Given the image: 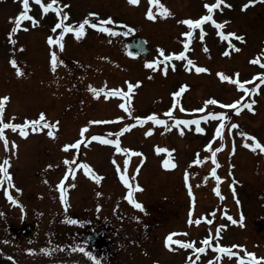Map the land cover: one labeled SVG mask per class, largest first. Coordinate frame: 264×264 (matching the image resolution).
Listing matches in <instances>:
<instances>
[{
	"label": "rangeland",
	"instance_id": "374dc122",
	"mask_svg": "<svg viewBox=\"0 0 264 264\" xmlns=\"http://www.w3.org/2000/svg\"><path fill=\"white\" fill-rule=\"evenodd\" d=\"M3 1V0H1ZM46 3L50 2V0H44ZM85 1V2H84ZM78 0V7L76 11L78 13H83L87 7H96L93 0ZM100 1V0H97ZM248 1V0H247ZM7 2H10V0H7ZM20 0L13 2V4L10 2L9 5L16 8L18 7ZM236 5L242 4L241 7L235 6L233 10L226 13L231 19L227 18L226 30L227 32H234L239 36L244 35V40L240 41L237 40L235 37H232L231 40H233V44L236 45L237 48L240 49V51H236L235 49H228L225 48V45H223L222 42L217 41L218 39L214 37L212 34V38L209 36H205V46L208 48V53L210 55H207L205 51L201 52L200 47H198L199 40H196V45L199 48V52L194 49L192 52V57H198L199 62H197V66L207 67L210 69L209 72L205 73H197L195 69L193 71H190V73L187 74V76L180 75L179 73L176 75L174 73L175 77H172V79L169 78L167 75L163 72V66H160L159 69H142L143 72H146V75H139L135 76L136 73L132 70L131 65L127 67L126 60H123L121 57L124 55L125 51L123 50V47L120 48H113L110 49V54H115L114 51H116V57L119 56L118 62H116L114 65V68H111L110 66L105 67L104 72H99L100 77L103 78L104 75H106V72L108 74L112 75L113 81L108 79V76L104 77V81L108 82V84L112 88H118L119 87H127V83L121 81L118 73L120 72L117 67L121 66V71L128 70L130 72L129 77L125 79V81L133 82L142 81V83L133 90V93L129 95V104L132 111V117L128 115L127 112L121 111L123 113V120L117 121L116 120V111L111 110L109 113L108 111L101 110L98 111H92L91 117H106V115L109 113L108 117L112 118L109 119V123L106 125H103L104 127L108 128L107 135L116 139V133L119 132L123 126L124 123L129 122L130 118L134 117H144L147 115H150L152 113H156L161 119H169L165 113L171 108L172 104L179 99V104L177 105V108L173 112V116L178 119H195L198 118L201 115H205L207 112L215 111H225L228 113L230 120L225 121V129H224V139L221 141L219 138L215 140V143L213 144V147L217 148L220 147L221 144H224V147L220 151L221 154H228V151L230 147L232 148L233 141H235L236 149L233 157H230L232 160V164H230L228 167L225 166L226 171H232L231 175L235 177V174L237 172L238 177L241 176L242 178L244 176H248L249 180H247L249 183H255L260 182L261 180H264V169H262V165L264 164V151H261L259 149L253 151L252 149H249L244 145V138L240 136V132L244 131L249 133L250 135H254L257 137V139L264 144V84H260L259 90L255 94H245L243 89H239L238 86L232 82L229 81H222L220 77L218 76V73L223 72L226 75H230L233 77V79L236 78V74L239 73V79L241 82L244 81H251V83L246 84V87L248 88H254L257 84H259V78L256 80H253V77L257 76L258 73L264 72V42H253V36L255 33H258L262 29V16L264 15V1L263 0H257V2L253 5H250L246 10L243 9V5L246 4L245 0H235ZM240 2V3H239ZM62 3V2H61ZM3 3H0V78L2 76V80L14 82L12 84L14 86V89L8 88V85L10 83H4V86L2 85V93H0V97H3L5 95L10 97V100L5 103V110H4V121L5 122H14L16 121H23L26 118L27 119H36L39 117V114L41 112L45 113L49 117L50 120L53 119L54 115L56 113H60L58 110L62 106L65 105V102L67 101V91H71L70 83L64 82V75L70 73L72 80L74 78V68L75 65L81 66L84 62V59H82L83 54L80 53V49L84 51L86 47L93 46L95 47V41H99L98 38L94 37L91 40L90 36L82 37L81 42L89 43L88 45H84L82 43V46L79 48L81 43L77 45L79 42L78 39L73 35H65L63 38L64 43V49L63 51L60 50L58 45H49L47 38L49 36L48 33H42V34H32V35H22V36H14V39L16 41L15 44H12L10 42V37H8V30H10L9 23L11 24L10 17H14L11 15L13 13L11 9V6L3 7L1 6ZM64 4V3H62ZM119 8H117L116 11L118 13L116 15H113L112 18L117 23H114L116 26H119L121 24H127L131 29L138 30L141 36H146L149 41V48L152 50V53H154V48L157 47V49L163 48L166 49L167 47L170 48V50H180L181 44L184 41L180 38L176 37L178 32L182 30V26L174 32H170L172 29H176L173 26L171 27L170 23L167 22H156L151 23L155 20H151L147 18L146 21L149 23H146L144 19H140L139 13L142 9L135 8V5L127 6L120 2H118ZM191 1L181 6V8H178L175 11L176 18H181V16H185L191 13L192 17L195 19V17L201 15V13H204L205 10L201 8V6L198 4V8H191ZM150 7V0L149 5L147 6V9ZM70 9L65 8L64 11L68 13ZM88 10V9H87ZM38 14L42 15L41 19H45L47 15H44L42 12V8H37ZM102 18H107L102 14L101 11H98ZM98 13V14H99ZM52 14V13H51ZM50 14V15H51ZM53 15V14H52ZM74 16L73 14H70ZM80 16V15H79ZM54 17V16H53ZM54 21L57 19L54 17ZM95 19V18H92ZM159 19V18H158ZM197 19V18H196ZM157 20V19H156ZM160 20V19H159ZM168 21H171L170 19H167ZM179 20H173L172 24L178 25ZM57 23V22H54ZM54 23H48L49 28H52ZM151 23V24H150ZM54 27V26H53ZM172 29H171V28ZM92 29V28H91ZM61 31V30H60ZM59 31V32H60ZM135 32V31H134ZM58 35V33H56ZM55 35V36H56ZM175 35V38L173 36ZM247 35V36H246ZM184 36V35H182ZM198 37V35L196 36ZM261 36H259L260 38ZM95 38V39H94ZM195 37H193L194 39ZM199 38V37H198ZM200 39V38H199ZM77 40V41H74ZM77 42V43H76ZM9 43V45H7ZM11 44V45H10ZM214 44H216L217 47ZM71 45V46H70ZM192 47V44H191ZM217 47V48H216ZM4 48V49H3ZM195 48V47H194ZM2 50L4 52H9L13 50V56H1ZM55 50L58 54V57L64 61L68 66H72V68L64 69V63L58 64V67L56 68V71H52L51 69V52ZM78 50V51H76ZM105 50V49H103ZM169 50V49H168ZM223 50H228L231 52V55L225 56L224 54L221 55ZM87 52L93 53L98 52L96 48L93 49V51L86 50ZM166 52V50H165ZM159 54V52H157ZM221 55V56H220ZM155 55H153L151 58H149L150 61L156 60L159 56H157L155 59H152ZM91 57V55H90ZM144 57V56H143ZM143 57L141 60H143ZM194 57V58H195ZM259 57L261 60V64L252 63L251 61L254 58ZM15 58L17 61V65L20 69L23 71V75H18L16 67H14L10 61L11 59ZM66 59V62L64 60ZM89 59V57H88ZM210 59V60H208ZM117 60V59H116ZM143 63V62H141ZM98 63L95 64L96 67H98ZM105 65V64H104ZM123 65L126 67L123 68ZM8 66V67H7ZM170 67V66H169ZM4 68V69H3ZM41 69V71H40ZM12 70L10 74L7 75V71ZM135 70V69H134ZM39 71V72H36ZM106 71V72H105ZM174 70L173 68L168 69V73H172ZM125 72V71H124ZM122 72V73H124ZM54 73V76H52ZM85 74L83 71L79 72ZM167 73V74H168ZM126 74L122 75L123 77ZM36 78L37 80V88L33 86V84L30 82V80H33V78ZM135 77V78H134ZM189 77V78H188ZM184 78H187V81L184 83H178V81H183ZM54 81V86L51 84H47L46 86L49 88V90L53 91V95L51 96L49 93H42L41 88L42 84L44 82H47L49 80ZM134 79V80H133ZM178 80V81H177ZM27 82L31 83L32 85L26 84ZM118 82V86H115V83ZM164 82V84H163ZM167 83H171L166 85ZM19 84L20 87L16 86ZM176 84L178 86H176ZM184 84L189 85V87L185 90L184 93H182L181 97L176 98L172 95V93L178 91ZM166 85V86H165ZM105 87V85H103ZM44 87V86H43ZM5 93V94H4ZM58 94L59 97H57L58 102L53 104L52 101H55V97ZM105 97V95H103ZM116 96H113L111 98L115 99ZM243 97V99H241ZM119 98V103L124 102L123 97H117ZM215 98L222 102V104H232L237 100H241V104L238 105V107H241V112L236 113L235 109H225L221 105H208L206 111L204 113L201 112H193V111H181L180 105L183 106V108L192 110V109H198L201 107H204L205 101ZM48 100L49 106L44 104V101ZM252 100H255L256 103L253 104L252 109H248L247 107H244L245 104L251 102ZM101 103V102H99ZM106 103V102H105ZM103 102V104H105ZM69 105V103H67ZM47 110H46V107ZM59 107V108H58ZM254 109V110H253ZM254 111L253 114H250L249 112ZM61 114V113H60ZM13 117L15 119L13 120ZM120 117V116H119ZM174 123L173 120L169 119V124L171 125ZM236 123L239 125V128L232 129L231 124ZM219 124V120H213L209 119L208 121H202L201 126L206 129L205 133H197L195 131V128L188 126H183L185 128L184 134H181L178 128H171L169 131H165V126L163 125H156L153 121H147L143 125H140L136 122L134 124V127L124 132L122 135H120L119 139L122 142L123 146L125 147L126 142L129 145H137L138 142L141 143H147L144 144L142 148H140L141 151L147 150V149H155L156 145L160 143V146H165L169 152H164L161 158L163 160L169 159L170 153H177L176 144L179 140H183L185 147H189V151L191 148H198V147H205L210 141L213 140V137L215 135V129ZM154 129L151 135H145V133L149 129ZM11 129H6V136L9 139V147L11 149V141H15L16 143L19 142L20 146L22 147L21 142L23 140L31 139L29 136L23 138L19 137L18 135H14L10 133ZM106 135V136H107ZM191 137H194V139H191ZM153 144V148H147L149 147V143ZM249 143H255V141H252L249 139ZM2 161L7 156V153L11 154L10 151H6L4 147V143L2 141ZM130 147V146H128ZM127 147V148H128ZM174 150V151H171ZM7 152V153H6ZM263 163V164H262ZM163 163L160 162L158 164V167L161 166ZM168 174H171V171H168ZM14 176L15 172H14ZM190 179L192 180L191 175H189ZM24 180V177H21ZM18 180H21L20 177ZM185 182V181H184ZM18 183V181H17ZM18 184H21L19 182ZM246 185H243L240 188V195L243 198V205L245 212L243 213L244 220L247 221V223L251 224L253 226L256 223V217L261 212L260 205L255 201L257 196V190L254 187H250L249 189L246 188ZM172 189H176V186L172 184ZM245 189L244 195L241 193ZM149 196L147 194L146 198ZM96 198H99V196H96ZM165 199L167 200L166 203H164L160 198V201L157 199H154V203H150V209L153 211L151 221L152 226L148 229L149 232L152 234L153 239V247L158 248L161 252L162 258L169 257L166 254L167 250L165 248H161L166 244V241H163L162 231L164 228H167L168 226H172V224H176L178 220L180 219V212L183 209V212L187 210V204L186 200H179L178 198L170 199L171 196H168L165 194ZM226 205L225 209L230 210L231 205L227 204L229 199L226 198ZM29 200V198H28ZM27 200V201H28ZM148 202V200H147ZM206 203L202 201H198L191 209V213L193 216L200 215L202 212L211 214V210L213 207L212 202ZM164 206V208H160L161 204ZM154 209V210H153ZM215 209V208H214ZM183 214V213H182ZM98 216H93L91 219V222H98ZM136 223L135 221H132L129 223ZM98 225V223H97ZM257 227V226H256ZM201 229L198 228V230H195V232H199ZM186 233V232H185ZM197 239V238H196ZM17 240L20 242V238L18 237ZM231 245H242L247 247V251H253V248L246 243L243 238H232L229 242ZM14 241L12 243H9V246L11 247L12 256L11 258H16L18 261L20 258H25V264H30L26 262L27 256H25V253L22 252L21 254L15 250V246L13 245ZM5 245V238L2 239V246ZM243 248V247H242ZM10 249V247H8ZM240 249V248H239ZM175 256V254L172 255V257ZM157 257V256H156ZM159 257V256H158ZM209 258H214V254L208 256ZM207 262V260H206ZM214 263V261H213Z\"/></svg>",
	"mask_w": 264,
	"mask_h": 264
},
{
	"label": "snow or ice",
	"instance_id": "6c2138e0",
	"mask_svg": "<svg viewBox=\"0 0 264 264\" xmlns=\"http://www.w3.org/2000/svg\"><path fill=\"white\" fill-rule=\"evenodd\" d=\"M20 2L22 3L23 10L20 11L18 13V15L14 16V17H10V20L13 22L14 26L12 27L11 31L9 32V37H12L18 30H20V28L22 26V22L25 20H30L32 22L33 26H36L37 24L40 23V21L35 16L30 15V11H31L30 0H20ZM128 2L131 5H138L140 3V0H128ZM256 2H257V0H248V3L243 5V9L246 10L250 5H253ZM35 3L40 5V7L43 10L44 15H47L49 13V11L52 10L56 13L57 17H59L58 22L55 23V25L51 29V31L54 34L57 32L58 29H62V31H60L59 34L56 36L49 35L47 38V41H48L49 45H58L61 51H63V49H64V43H63L64 36L69 32H73L75 34L76 38L79 39L86 34V31H87L86 26H90L93 29H98L102 33H108V34L113 35V36L118 34L116 29L109 26L111 24L117 23L116 21L113 20V18L111 16H109L107 18H102L99 16L98 13L90 12L87 17H85L81 22H79L78 26H75L71 23L65 22L69 19V13L65 12L64 9L69 7V5L62 4L61 0H50V2H47V3H45L44 0H35ZM225 4H226V0H215L214 3H207L206 2L204 6L207 9V14L201 16L199 19L188 18V19L181 21V23L188 25L189 28L191 29L190 31H186L183 33V35L185 37L189 38L188 40L183 41L184 50L179 52V53L173 52L170 55H166L165 49L160 48L159 49V56L163 57V60L161 61V59L158 57L156 60L147 61L146 67H148L149 69L156 70V69L160 68L161 64H163V72L165 75H167L168 69H169V63L168 62L172 61L173 58H176V59H179L182 61L187 59V63L185 65V67L187 68L188 71H192V69L195 68V71L197 73L209 72L210 69H208L207 67L197 66L194 64V61L191 58L186 57V53L189 49V44L191 42V38L194 36L195 30L197 28L200 29V39L203 40L205 35L207 34L204 31L203 25L208 21H211V23L215 26V28L220 30V31H218L217 34L222 39L228 38L229 49H235L236 51H240V49L237 48L236 45L232 43V40L230 38L235 37L237 40L243 41L244 37L239 36L234 32L225 33L223 31L224 24L217 22L214 19L215 10L220 9L222 11L223 9L221 8V6L225 5ZM150 5L158 6L156 9V12H158L159 15H161V16L167 17V16L172 14L170 12V10L160 2V0H150ZM227 7L231 8L232 5L227 4ZM146 16H147V18H149L151 20L157 19V14L153 11L152 7L148 8V10L146 12ZM92 18H95V19H92ZM125 27H127V26H125ZM132 31H135V29H132ZM124 34L127 35L128 33L125 32ZM11 43L15 44L16 43L15 39H12ZM204 50L206 52L208 51L207 46H205ZM129 54L133 55L134 53H129ZM223 54L225 56H228V55H231V52L226 50ZM251 62L256 63V64H261V60L259 57L254 58ZM10 63L14 67H16L18 75H23V71L17 65V61L15 58L11 59ZM50 63H51L52 71L55 72L56 68L58 67V64H63L64 61L62 59H60L58 57L57 52L55 50H53L51 52ZM262 66H264V65H262ZM175 67H176L175 64H172L173 70H175ZM218 76L220 77V79L222 81H229V82L236 84L239 89L244 90L246 95L247 94H255L259 90L260 84H264V72L258 73L257 76L253 77V80H256L257 78H259V84H257L256 87H254V88L246 87V84L251 83V81L241 82V80L239 79V73L236 74L235 79H233L232 76L226 75L223 72L218 73ZM141 83H142V81H137L135 83H133L131 81L127 82V91H125L123 88H115V87L108 89L106 85H105V87H102L99 89L90 85L89 90L94 94V96L96 98H99L102 93L105 95V99H107L109 97H113V96L123 97L124 102L121 103L119 105V107L121 109H123L125 112H127L129 116H132V111H131L130 104H129V95ZM188 87H189V85L185 84L178 91L172 93V95L176 98H179V97H181L182 93H184ZM241 99H243V97ZM9 100H10V97L7 95L0 97V139L3 140L4 147H5L6 151L11 150L9 147V144H10L9 139L5 134L6 129H12L13 131L19 130V134L23 137H27L29 135V131H27V129H29V128H30L31 132H40V131H43L44 129H51L50 131H48L47 134L50 137L55 136V129L58 128L59 121H56L54 123L49 122L46 119V114L43 112H41L39 114V117L37 119H27L26 118L23 123L5 122L4 121L5 103ZM255 103H256V101L252 100L251 102L245 104L244 107H247L248 109H252V106ZM178 104H179V99H177L172 104L171 108L165 113V115L169 119L174 121V123H172L171 125L169 124V119H161L156 113H152V114L144 116V117L137 116V117H134V119L140 125H143L147 121H153L156 125L165 126V131H169V130H171V128L175 127V128L179 129L181 134H184V131H185V128L183 126H188L189 128H191L192 125H195V131L197 133H205L206 129L201 126L202 121H208L210 118L213 120H219V124L215 129V135L213 137V140L210 141L205 146V148L211 152V156L210 157H204L202 160L200 158V154L197 153L196 159H194L192 161V164L200 165V164L204 163V160L211 159L213 164H215L216 166L211 169V172L209 173V175L214 177L215 182H216V186L214 188L215 194L218 197H220L221 200H223L224 197L221 193L220 184L224 178L217 174V168L220 167V165L217 161V155L216 154L222 150V148L224 147V144L222 143L221 146L217 147V148H213V144L215 143V140L217 138H219L221 141H223L224 129L226 127L225 121L230 120V117H229L228 113L225 111H219V112L211 111V112H207L205 115H201L195 119H178V118H175L173 116V112L177 108ZM210 104L221 105L225 109H235L236 113L241 112V107H238V105L241 104V100H237L232 104H222L221 101H219L215 98H212V99L205 101L204 107H201L198 109L188 110V109L183 108L182 105H180V110L185 111V112L193 111V112L204 113L206 111L208 105H210ZM14 119H15V117H13V120ZM123 119H124L123 116L116 118L117 121H120ZM109 122L110 121L93 120V121H90L89 124L90 125L91 124H103V123H109ZM133 127H134L133 124L125 125L124 128H122L119 132H117L115 134L116 139H109V138H106L105 136L92 135L90 137V140H88L85 138V133L88 132V126L86 125L85 127H83L81 129V132H80L81 138L77 139L74 143L64 144L63 148L65 151L70 150V149H76L77 152H79L82 143H90V141H100V142L107 144V145H114L115 151L117 153H126V154H130V155H138V156L144 157L145 154L143 152H136L131 148L121 147V141L119 139L120 135H122L126 131L131 130ZM231 128L237 129V128H239V125L236 123H233V124H231ZM153 131H154V129L150 128L145 133V135H151ZM240 136L244 138V145L246 147H248L249 149H252L253 151H255L257 149L264 151V144H262L257 139V137H255L254 135H250L247 132L241 131ZM249 139H251L252 141H255V143H249ZM11 146L12 147H18L16 145L15 141H11ZM235 149H236V145H235V141H233L232 154L235 153ZM156 151L159 153L161 151L168 152L169 150L168 149H161V148L157 147ZM171 151H174V150H171ZM64 163L68 166V170L65 173L64 177L60 180L57 187L60 191V199L64 204L65 210L67 211L69 204H68V196H67V189L65 186V182L69 179L70 176L72 179H75V173H76L77 169H79L80 167H83L85 173L88 176H90L92 180L97 181V182H99L102 179V177L100 175L96 174L91 169L90 165H88L87 163L81 162L80 164H77L75 158H73L71 160L65 158ZM113 164L116 165L120 180L123 182V184L125 186H127L128 191H127L126 199L130 203H132L137 209H143V207H144L143 204L138 202L134 197L135 191H137V190L142 191L143 189L139 183H133L135 180V177L128 175L127 169H128V165H129V159H125L123 170H121V166L119 163H117L115 158H113ZM142 164H143V161H141V164L138 165L136 168V175L137 176L139 175L140 168L142 167ZM74 165H75V167H73ZM176 166L177 165L173 162L171 155H169V159H165L163 161V167L165 169H172V168H175ZM10 167H11V157L10 156L5 157L3 159V161L0 162V188H4V183H5V181H7L8 188L4 189L5 195L7 196V199L13 205H20L21 207H23V205L20 204V201L13 196L12 191H11L12 188H15V190L17 192H22V189L17 188L15 186V184L13 182L12 174L9 172ZM49 167H52V165H49ZM184 179H185V182L187 184L188 192L190 195L193 196V202H195L194 194L192 192V185L189 182V173L187 171L185 172ZM207 182H208V177L206 176L204 178V183H207ZM235 183H236V181L233 178V191H235V189H234ZM68 187H75V185L70 184V185H68ZM98 195H99V193H98ZM211 215L213 216V219H214L215 218V212H213ZM223 215L225 217H227V219L230 220L232 222V224H241V225L243 224V221H244L243 214H241L240 219L237 220V219L233 218L231 215H229L228 211L225 209V211L223 212ZM67 219H68L69 223H74V224L80 223L79 220H75V219H71V218H67ZM213 219H209L208 216L205 215L201 218H196L195 220H193L192 213L190 212L188 223H189V225H191L193 223H195L196 225H199L201 223V221L204 220V221H207V223L209 225H211L213 223ZM226 227H227V225L217 226L216 232H215V237L213 235H209V236L205 237L202 240L203 246H200V247L196 246V241H184V240H180V239L173 240V237L178 235L177 233H170L168 235V237L166 238V244L169 248L172 247L173 243H175L176 245H180L185 249L193 248L195 251V254H196L195 259H193L192 256H190L188 258L187 264H196V261L200 260L199 254L206 253V251L208 250L209 247L214 248V250L218 254H227L229 257H233V256L239 257V264H245L246 260H247L248 264H264V257H257L254 252H248L245 249V255H241L239 252L233 251L234 248L244 247L242 245H231V246L221 245L219 243V239L221 236V230L226 228ZM209 232L211 233V229H209ZM184 235H188V233H184ZM214 239H216L215 244L212 243ZM73 250L75 251L77 249L74 248ZM78 250L81 252H86V254L91 259L96 260V257L93 256L92 252L87 251L85 248L80 247V248H78ZM27 251L29 253H35L36 250L30 248V249H27ZM42 251L51 254L50 249H42ZM221 258H222L221 255H217L214 259L219 261ZM9 259H12V258L9 257ZM96 264H99L98 260L96 261ZM208 264H213V261L209 260Z\"/></svg>",
	"mask_w": 264,
	"mask_h": 264
}]
</instances>
